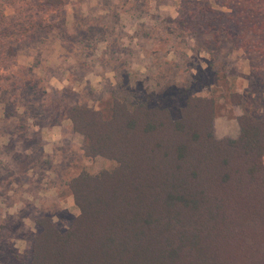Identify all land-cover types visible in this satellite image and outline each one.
Segmentation results:
<instances>
[{
	"label": "rangeland",
	"instance_id": "1",
	"mask_svg": "<svg viewBox=\"0 0 264 264\" xmlns=\"http://www.w3.org/2000/svg\"><path fill=\"white\" fill-rule=\"evenodd\" d=\"M193 96L217 139L264 121V0H0V264H31L37 221L79 214L70 181L117 167L86 157L74 108L180 118Z\"/></svg>",
	"mask_w": 264,
	"mask_h": 264
},
{
	"label": "trees",
	"instance_id": "2",
	"mask_svg": "<svg viewBox=\"0 0 264 264\" xmlns=\"http://www.w3.org/2000/svg\"><path fill=\"white\" fill-rule=\"evenodd\" d=\"M215 115L198 96L180 118L74 108L86 157L117 167L70 181L79 214L64 232L37 221L31 264H264V121L244 115L237 138L217 139Z\"/></svg>",
	"mask_w": 264,
	"mask_h": 264
}]
</instances>
